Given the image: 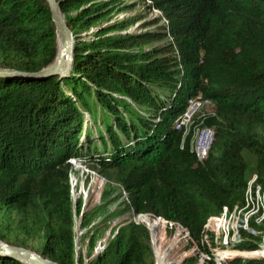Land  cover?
<instances>
[{"label":"trees","instance_id":"16d2710c","mask_svg":"<svg viewBox=\"0 0 264 264\" xmlns=\"http://www.w3.org/2000/svg\"><path fill=\"white\" fill-rule=\"evenodd\" d=\"M57 1L73 34L63 77L35 74L55 53L46 4L0 0V67L13 71L0 75V211L18 213L22 228L41 239L36 252L60 264H153L148 231L128 219L131 211L178 221L200 247L205 218L241 200L248 178L243 151L264 178V0H149L160 16L140 23L155 26L138 32L126 31L138 15L102 25L132 3ZM198 91L215 109L194 119L215 130L202 164L179 147L180 132L172 128ZM70 157L113 184L84 204L80 195L74 199ZM74 215L88 228L80 238L85 253L74 246ZM2 216L0 240L7 241ZM105 231L103 248L93 253ZM207 238L211 243V232ZM255 245L251 238L237 242ZM172 246L155 249L156 264L177 262L166 257ZM263 260L227 257L228 264ZM198 262L191 254L179 264ZM0 264L25 263L0 255Z\"/></svg>","mask_w":264,"mask_h":264},{"label":"built area","instance_id":"2783aa9c","mask_svg":"<svg viewBox=\"0 0 264 264\" xmlns=\"http://www.w3.org/2000/svg\"><path fill=\"white\" fill-rule=\"evenodd\" d=\"M146 1L149 3V0ZM153 10L159 12L157 9L153 8ZM161 19L165 23V20ZM178 66L180 67V65ZM214 110L211 100L198 91L187 97L183 110L177 114L172 122V128L180 132L179 147H187L188 151L193 154L195 163L198 164H202L206 160L214 141L215 130L213 125H203L200 121L194 122V119H202L204 116L212 114ZM75 160V158L70 157L66 161L73 169L76 167L81 168V166L75 164ZM85 172H88L86 168ZM122 197L125 199L127 197L123 189ZM128 219L133 223H141L146 227L149 242L154 252V264H156L155 249H165L170 242H173L171 251L166 256L169 260L176 242L180 240H185L188 246L201 251L204 257H201V260L208 259L211 256L213 264H227L225 256H249L264 259L263 236L260 237L259 248L250 250L227 248L236 244L240 239H249L250 235L255 234V230L251 225H259L264 220V185L258 183L255 172L248 176L240 202L232 205H222L217 214L206 218L200 233V247L190 237L188 230L176 220L166 219L151 212L135 213L133 211L130 212ZM207 230L212 233L211 243L207 238ZM181 232L185 235L183 236ZM103 243L99 241L94 246L93 253L100 251L103 248ZM256 252L263 253L257 255ZM85 262L86 259L84 258L83 263ZM170 264H178V262Z\"/></svg>","mask_w":264,"mask_h":264},{"label":"rangeland","instance_id":"374dc122","mask_svg":"<svg viewBox=\"0 0 264 264\" xmlns=\"http://www.w3.org/2000/svg\"><path fill=\"white\" fill-rule=\"evenodd\" d=\"M121 1L124 2V4L132 3V7L130 9L114 12L105 22H102V25H107V24L113 22L114 20H120V19H124L125 17L138 15L139 18L131 26H129L126 29V31L138 32V31H141L144 29H151L155 26V24L140 25V23H142L144 21H152V20H154V18H157L160 16L159 12H157L156 10H153V8L149 5V3L146 0H121ZM158 22L161 23L162 19H160ZM96 28H97V26H95V27L93 26V27H90L86 32H83L82 33V35H84L83 38H87V39L90 38L91 33ZM86 125L91 127L92 135L94 137L95 134H94V131L92 129L93 126H92V122L90 121V119L88 121H86ZM262 134L264 136V132H262ZM173 144H176V140L173 141ZM243 156H244V159L247 163L246 177H248L250 175V173L255 172L254 168H253L254 157L246 151H243ZM130 162L131 163H140V161H130ZM75 164L78 166H81V168L76 167L75 170L76 169L77 170L71 171V173H69V175H68L69 191H70L71 196L74 199L80 195V197L82 198V201L86 202L87 198L89 197V194L90 195L92 194V199H96L98 197V193L101 189L105 188L107 185L113 184L112 182H108L103 176H101L97 172V170H95L93 167L90 166V164H88V163L85 164L83 162L78 161L77 159L75 160ZM84 166H86L87 168ZM82 167H84V168H82ZM85 168L88 170V172H85ZM80 172H83V173H80ZM256 176H257V174H256ZM258 183L264 185V178L261 181L258 179ZM119 187H120V192H121L120 195H122L121 186L119 185ZM111 207H113V205L108 206V208H111ZM0 212L3 213L2 223L4 225L8 226L10 229V233L7 235V241H3V242L6 244H9V245L27 248V249H30L31 251L37 253L36 251L38 250V247H40V243H41V239L38 236V233H32V232L27 233L25 231V229L22 228V226L25 224L24 220L15 211L2 209ZM146 212H150V211H146ZM209 216H211V215H209ZM209 216H207V217H209ZM78 217L79 216L76 217L74 215V225H73L74 240H75L74 246L77 249V251L82 249L83 253H85L84 251L86 250V247H85L86 240L81 241L80 238H81L82 233H85L88 228H80L79 227ZM206 218H205V220H206ZM119 219H121V218H119ZM119 219H116V221H118ZM205 220H204V222H205ZM114 222L111 223V226L114 224ZM262 222L260 225H256V224L251 225V227L255 230V234L250 235L249 238L254 240V242L256 243L255 248H259V246H260V243H261L260 237L263 236V238H264V222L263 223ZM207 232H210V230H207ZM105 233L103 234L102 237L97 239L98 241H96L95 246L97 245V243L99 241L104 242V239H105L108 231H105ZM181 233L183 234V236L185 235L183 232H181ZM148 239H149V237H148ZM182 239H184V238H182ZM149 244H150V242H149ZM174 247L175 248L172 251V253L170 254V257H176L178 259V261H177L178 264L180 263V261L184 257L189 256L191 254L197 255L198 260H199V262L197 264H199L202 261L201 257L204 258L201 254V251H198L194 247L188 246L187 243L185 242V240H180L179 242H176V245ZM232 247H234L235 249H239V250H250V249L238 247L237 243L234 244L233 246H228L227 248H232ZM150 249H151V253H152V262L154 264V252L151 248V245H150ZM237 257L263 259L260 257H249V256H237ZM155 258H156V263H157V261H159V256H158V260H157L156 256H155ZM209 258L211 259L212 264H213V260H212L211 256H209ZM85 259L87 260V258H85ZM225 261L228 264L226 256H225ZM159 263H160V261H159Z\"/></svg>","mask_w":264,"mask_h":264},{"label":"water","instance_id":"95a60500","mask_svg":"<svg viewBox=\"0 0 264 264\" xmlns=\"http://www.w3.org/2000/svg\"><path fill=\"white\" fill-rule=\"evenodd\" d=\"M49 11L50 21L53 27L55 53L50 62L41 67L35 74H54L63 77L67 74L70 63L73 44V34L65 20L57 0H42ZM13 72L10 69L0 67V75ZM84 204V201H83ZM0 255L9 256L22 261L25 264H60L56 261L41 256L30 249L9 245L0 240Z\"/></svg>","mask_w":264,"mask_h":264},{"label":"bare ground","instance_id":"6f19581e","mask_svg":"<svg viewBox=\"0 0 264 264\" xmlns=\"http://www.w3.org/2000/svg\"><path fill=\"white\" fill-rule=\"evenodd\" d=\"M262 253H263V252H256L255 254H257V255H258V254H262Z\"/></svg>","mask_w":264,"mask_h":264}]
</instances>
